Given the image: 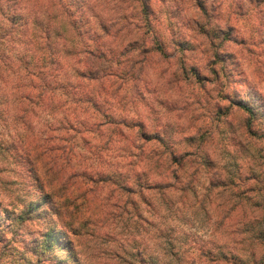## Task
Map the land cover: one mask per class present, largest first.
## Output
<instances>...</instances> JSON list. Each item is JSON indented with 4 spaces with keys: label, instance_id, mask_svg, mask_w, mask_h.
Returning <instances> with one entry per match:
<instances>
[{
    "label": "rangeland",
    "instance_id": "374dc122",
    "mask_svg": "<svg viewBox=\"0 0 264 264\" xmlns=\"http://www.w3.org/2000/svg\"><path fill=\"white\" fill-rule=\"evenodd\" d=\"M0 36V264H264V0H0Z\"/></svg>",
    "mask_w": 264,
    "mask_h": 264
},
{
    "label": "trees",
    "instance_id": "16d2710c",
    "mask_svg": "<svg viewBox=\"0 0 264 264\" xmlns=\"http://www.w3.org/2000/svg\"><path fill=\"white\" fill-rule=\"evenodd\" d=\"M198 4H199V6L203 9V5L200 3V1L198 2ZM7 30V29H6ZM2 31V30H1ZM2 34V33H1ZM1 37V36H0ZM211 43L213 44L214 42L211 40ZM142 47H144L145 48V46L144 45H142ZM49 49H50V47H48ZM47 48V49H48ZM157 49H159V50H161V48L160 47H157ZM55 52H53V48H51V52H50V54H49V61L51 60H53V58H54V56H53V54H54ZM92 54V53H91ZM216 55H219L218 54V52H217V54ZM219 57V56H218ZM44 62H43V60H42V62H40V67H41V69H40V71L45 67V66H47L46 64H44ZM94 71V69L92 68V69H89V72H93ZM214 71H215V69H214ZM241 105H242V107L245 109V110H247V111H249L250 113H254L255 112V110L253 109V107H252V105H249V104H247V103H241ZM111 123H113V122H111ZM113 126V125H112ZM141 135L142 136H146V133L145 132H142L141 133ZM162 138V137H161ZM159 139L160 141H162V139ZM163 142V141H162ZM172 154V153H171ZM173 155V157L174 158H176V155H174V154H172Z\"/></svg>",
    "mask_w": 264,
    "mask_h": 264
}]
</instances>
